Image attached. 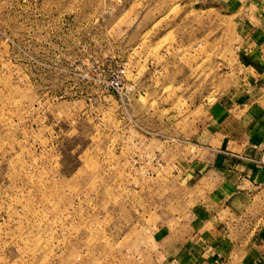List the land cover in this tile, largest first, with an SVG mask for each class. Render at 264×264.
I'll use <instances>...</instances> for the list:
<instances>
[{"label": "rangeland", "instance_id": "1", "mask_svg": "<svg viewBox=\"0 0 264 264\" xmlns=\"http://www.w3.org/2000/svg\"><path fill=\"white\" fill-rule=\"evenodd\" d=\"M239 10L0 0V264H153L163 216L204 196L180 172L202 151L206 107L246 82L262 92L238 59ZM145 155L160 165L132 166Z\"/></svg>", "mask_w": 264, "mask_h": 264}, {"label": "crops", "instance_id": "2", "mask_svg": "<svg viewBox=\"0 0 264 264\" xmlns=\"http://www.w3.org/2000/svg\"><path fill=\"white\" fill-rule=\"evenodd\" d=\"M231 1L241 13L239 62L263 81L264 0ZM250 81L256 86L257 79ZM246 84L236 98L229 91L206 107L210 121L195 137L202 151L180 172L204 196L178 220L163 216L153 264H218V257L257 264L264 256V167L257 163L264 152V82L261 93H249Z\"/></svg>", "mask_w": 264, "mask_h": 264}, {"label": "built area", "instance_id": "3", "mask_svg": "<svg viewBox=\"0 0 264 264\" xmlns=\"http://www.w3.org/2000/svg\"><path fill=\"white\" fill-rule=\"evenodd\" d=\"M127 69H128L127 61H124L110 71V79H109L108 85L113 91L117 92V93H114V95L116 96L122 95V93H119V92H120V89L123 87V82L127 74ZM160 163L161 162L158 158L156 157L149 158L147 155L140 156V157H134L131 161L132 166L138 169L144 168L150 164L158 166L160 165ZM257 163L264 167V152H262L261 155L259 156ZM148 173H149V170L146 169L145 172L141 173V175H146ZM256 262L257 264H264V256L259 257V259H257ZM217 263L225 264L226 261L224 260V258L218 257Z\"/></svg>", "mask_w": 264, "mask_h": 264}]
</instances>
